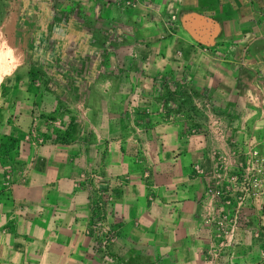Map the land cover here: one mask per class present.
<instances>
[{"label": "crops", "instance_id": "1", "mask_svg": "<svg viewBox=\"0 0 264 264\" xmlns=\"http://www.w3.org/2000/svg\"><path fill=\"white\" fill-rule=\"evenodd\" d=\"M126 13L128 34L143 33L144 39L137 40L146 45L137 44L136 50L147 57L144 63L195 70L191 79L196 84H210L201 87L199 95L206 96L210 89L211 96L226 99L232 114L247 116L240 118L246 122L241 149L246 141L264 140V130L259 129L264 125V0H136ZM160 34L162 44L156 46L153 40ZM26 74L14 32L0 30V183L4 168L5 177L12 180L4 200L0 196V264H220V255L212 262L202 253L208 242L201 221L206 204L218 214L213 191L208 201L203 187L183 184L155 199L156 193L149 197V191L142 190L134 172H124L133 175L131 181L121 179L118 163L162 160L145 145V158L136 151L127 154V144L107 135L110 124L103 114L118 113L110 104L120 96L116 90L104 91L99 106L79 109L82 120L74 108H67L73 116L69 138L54 140L53 127L33 129L32 101L17 88ZM96 82L103 81L88 83ZM226 107H216L215 112ZM166 125L150 128L154 133ZM197 142L190 150L205 165ZM82 168L97 174L100 188L111 197L104 216L114 235L102 247L104 258L94 249L93 237L82 234L90 220L85 195L94 188L70 186ZM235 256L229 264H238Z\"/></svg>", "mask_w": 264, "mask_h": 264}, {"label": "rangeland", "instance_id": "2", "mask_svg": "<svg viewBox=\"0 0 264 264\" xmlns=\"http://www.w3.org/2000/svg\"><path fill=\"white\" fill-rule=\"evenodd\" d=\"M135 5L136 0H0V30L14 32L27 68L25 83H19L17 88L20 86L22 96L32 101L33 129L53 127L54 140H65L73 120L67 108H74L76 117L82 120L79 109L99 106L104 91L116 90L120 96L110 100V104L118 113L103 114L111 128H107V135L127 144V154L134 155L136 151L144 156L146 151L142 149L146 146L154 154H161L162 160L118 163L122 174L134 172L142 190H148L149 197L150 192L156 193L155 199L183 184L203 187L208 201L213 191L218 214L206 204L201 221L208 242L202 253L212 262L220 255V264H229L235 254L238 264H264V218L256 207L236 199L228 181L232 159L239 160L242 146L241 128L246 122L240 118L247 116L232 114L226 99L211 96L210 89L206 96L199 95L198 90L203 86L210 88V84H196L191 79L195 70L180 64L152 67L144 63L147 57L136 50L137 44L146 45L137 40L144 39L143 33L138 37L129 35L130 22L125 15ZM160 36L154 37V45L162 44ZM99 79L103 82L88 83ZM221 106L226 109L215 112ZM153 124L167 127L153 133ZM259 129L264 130V125ZM196 142L197 150H203L206 157L205 165L190 150ZM3 151L5 159L8 154ZM3 166L8 165L4 162ZM3 170L0 196L4 200L3 192L12 180L5 177L8 169ZM96 175L82 168L70 186L80 190L94 188V193L88 191L85 195L90 220L82 234L93 237L94 249L104 258L102 247L114 235L104 216V207L111 197L100 188L101 179ZM130 176L133 175L126 174L121 179L129 182ZM244 252L245 258L241 255Z\"/></svg>", "mask_w": 264, "mask_h": 264}, {"label": "built area", "instance_id": "3", "mask_svg": "<svg viewBox=\"0 0 264 264\" xmlns=\"http://www.w3.org/2000/svg\"><path fill=\"white\" fill-rule=\"evenodd\" d=\"M238 158L237 162L232 159L228 174L230 190L236 199L256 207L264 218V140L246 141Z\"/></svg>", "mask_w": 264, "mask_h": 264}]
</instances>
